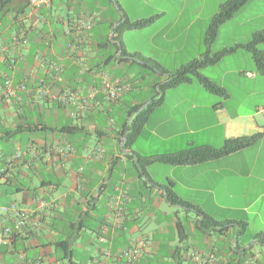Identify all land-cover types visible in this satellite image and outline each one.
<instances>
[{
    "label": "crops",
    "instance_id": "0c3cea01",
    "mask_svg": "<svg viewBox=\"0 0 264 264\" xmlns=\"http://www.w3.org/2000/svg\"><path fill=\"white\" fill-rule=\"evenodd\" d=\"M54 1L32 10L29 0H0V168L8 167L14 154H25L9 166L10 180L0 184V207L15 203L31 214L28 228L13 240L16 251L11 254L0 246V264H20V252L40 264H126L122 253L138 240L146 241L140 264H195V251L215 254L230 264H264V245L254 239L264 233V136L253 147L203 164L150 165L147 181L135 157H128L132 151L122 149L124 123L133 117L127 119L130 107L144 100L148 104L152 87L165 84L176 70L159 58L129 51L124 33L125 50L158 63L168 79L153 74L145 84L138 77L141 69L111 59L116 54L111 45L119 43L115 28L125 17L133 21L117 0H96L95 11L84 0L83 5ZM187 8L182 6L178 19ZM151 16L157 19L150 28L165 12ZM91 19L93 25L85 26ZM258 32H264V0H251L219 28L214 53L246 44ZM257 48L264 52V43ZM196 56L189 62L201 57ZM208 67L214 68V79L203 73L205 67L200 73L221 86L227 97L212 95L195 82L168 89L134 143L135 153L152 157L190 147L220 149L230 139L264 134V76L252 54L240 49ZM103 75L119 82L117 100H108L102 91ZM6 80L26 84L28 92L5 98ZM42 86L52 94L72 91L79 104L92 89L97 93L81 110L39 96ZM126 95L132 99L123 105ZM144 140L158 147L144 148ZM98 149L103 153L97 159L93 153ZM169 182L180 199L214 220L246 223V232L237 237L239 248L231 249L232 243L236 247V226L224 234L204 231L199 226L203 217L170 204L164 192ZM40 199L54 207L38 213ZM179 222L187 230L184 241ZM61 242L68 243L69 252L60 250Z\"/></svg>",
    "mask_w": 264,
    "mask_h": 264
},
{
    "label": "trees",
    "instance_id": "16d2710c",
    "mask_svg": "<svg viewBox=\"0 0 264 264\" xmlns=\"http://www.w3.org/2000/svg\"><path fill=\"white\" fill-rule=\"evenodd\" d=\"M251 0H225L219 7L218 12L211 19L209 27L206 31V37L204 41V46L206 52L199 59L193 60L188 64L180 67L176 72L172 74L170 79L164 77L167 71L162 68L158 63L152 62L140 56L139 54H129L123 45L122 35L126 31L139 30L148 27L153 24L157 19V16L150 17L147 19H141L136 21H129L126 17L124 20L115 28L114 33L118 35L117 45H111L115 49V53H119V58H115V55L111 57L112 60L119 63L131 64L141 69L142 72L138 74L139 79H146L153 74H159L162 78L168 79V81L163 84H155L152 87V97L151 101L146 104L147 100L138 103L135 106L130 107L127 113V119L131 118L130 123L127 120L124 123L123 135L126 134V141L123 144V150H130L132 154L128 155L130 159L135 157V164L137 166L140 176L150 181L147 168L155 163L167 165V166H188V165H198L209 161H214L221 159L223 157L229 156L231 154L237 153L244 149L253 147L257 145L263 138V133H257L248 137L234 138L226 141L225 145L216 149L210 146H200V147H190L184 151L175 154H164L152 157H143L133 151V145L141 135L143 129L149 122L155 111L162 105L164 101L165 92L168 89L176 88L182 84H189L195 82L199 84L206 92L216 95L222 98L227 97L226 91L216 84L214 81L204 77L200 73V69L203 67L214 66L218 64L223 58L235 53L237 50H245L252 54L256 69L260 74L264 76V52L258 50L257 46L264 43V32H258L253 35L252 39L246 44L236 45L234 47L226 48L218 53H211V45L217 38L219 28L226 23L228 20L233 18V16L240 11L248 2ZM109 45V44H108ZM71 132L76 129L68 128ZM65 128V130H68ZM165 197L167 201L177 207L186 209L187 211H194L198 216L203 217L199 222V226L204 231H209L213 229L214 231L224 234L226 233L230 226H236L235 232V242L236 247L233 249V243L231 244V249L236 251L239 248L237 237L240 234L246 232L247 224L243 222H226L221 223L206 213L201 211L198 207L183 201L180 199L173 191V183L169 182L168 185L164 187ZM178 233L181 241H184L187 237V230L184 225L179 222L177 224ZM17 237L14 235L13 240ZM254 239L259 243L264 245V233H260L254 237ZM14 244V241H13ZM61 251L69 252V245L67 242H61L57 244ZM16 251L11 252L13 254ZM242 264V261L239 262Z\"/></svg>",
    "mask_w": 264,
    "mask_h": 264
},
{
    "label": "rangeland",
    "instance_id": "374dc122",
    "mask_svg": "<svg viewBox=\"0 0 264 264\" xmlns=\"http://www.w3.org/2000/svg\"><path fill=\"white\" fill-rule=\"evenodd\" d=\"M117 1L133 21L150 18L151 14H157L161 11L165 12L164 18L151 28L149 26L152 24L148 26L149 28L126 31L123 36L129 51L139 50L146 56L159 58L164 66L174 72L178 70L177 68L182 62H189V60L196 58L197 54L201 56L205 54L204 41L206 31L211 19L219 10L220 6L218 7V5L224 3L225 0ZM54 2L55 5H58V0ZM75 2L83 5L82 0H76ZM84 2L90 10H98L96 0H84ZM182 6L188 8L185 11H181L183 16L178 19L177 15ZM190 23L192 24L190 25ZM163 34L166 36L165 39H163ZM152 38L153 40H151ZM211 53L214 54V43L211 45ZM204 69H200V71L203 72L204 70V74L214 79V68L205 67ZM138 70L140 71V69ZM150 80L151 76L149 79H145L144 83L149 84ZM141 98L139 95L137 96V99ZM131 99L129 95L124 96L123 105L129 104ZM147 142V140L142 142L144 148H151V146L154 148L158 147L155 144L147 145ZM9 149L10 152L13 150L12 147H9ZM154 165L155 167H164L162 166L163 164L159 163H155ZM157 172L161 177V170ZM10 198L12 201L17 202V199H12V196ZM197 240L200 242V237H197ZM200 246L202 247V243H200Z\"/></svg>",
    "mask_w": 264,
    "mask_h": 264
},
{
    "label": "built area",
    "instance_id": "2783aa9c",
    "mask_svg": "<svg viewBox=\"0 0 264 264\" xmlns=\"http://www.w3.org/2000/svg\"><path fill=\"white\" fill-rule=\"evenodd\" d=\"M50 0H29V7L32 10H38L44 6L49 4ZM93 25V20L87 22V27H91ZM67 34L71 35V29L67 30ZM26 43V42H24ZM69 48H73V45H69ZM57 80L60 81L59 71L57 69ZM102 91L106 95L107 99L110 101H115L118 99L120 94V84L116 80H110L105 75L102 76ZM3 91V96L7 99L16 98L19 92H28V87L26 84L20 85H13L10 80H6L5 87ZM97 91L92 89L89 94L88 98L83 100L82 104L78 103V97L72 91H63L59 94H52L49 89L45 86H42L39 89V96L51 99L52 101L57 102L58 104L65 106V105H75L77 109L86 110L89 106V100L94 99ZM75 116V114H72ZM68 152L71 154L74 153L72 147H67ZM30 152H35V149H30ZM61 152V151H60ZM65 153V151H62ZM103 151L96 150L94 151L93 155L95 158L101 157ZM23 152H18L11 156L7 161L8 167L0 168V184L3 182H7L11 178L10 165L20 161L24 157ZM38 205V213L44 212L46 209H51L54 207L53 203L47 201L45 199H40L37 201ZM31 218L30 212L20 209L17 204L12 203L9 206H2L0 207V246H5L9 251H13L14 244H13V237L14 235L22 234L28 227V222ZM12 221L11 225H8L7 222ZM146 247L145 240H138L132 243V245L126 249L122 253V257L124 258L126 264H140V258L143 249ZM18 259L20 264H40L38 262H30L27 260V256L25 253L20 252L18 254ZM192 260L195 264H230V262L225 260H220L215 254H205L201 251H195L192 254ZM98 264H105L104 262H99Z\"/></svg>",
    "mask_w": 264,
    "mask_h": 264
},
{
    "label": "water",
    "instance_id": "95a60500",
    "mask_svg": "<svg viewBox=\"0 0 264 264\" xmlns=\"http://www.w3.org/2000/svg\"><path fill=\"white\" fill-rule=\"evenodd\" d=\"M171 77V76H170ZM126 141V136L124 137V139H123V142H125Z\"/></svg>",
    "mask_w": 264,
    "mask_h": 264
}]
</instances>
